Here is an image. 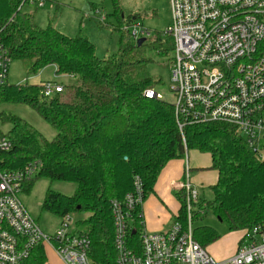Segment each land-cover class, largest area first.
<instances>
[{
    "label": "trees",
    "instance_id": "trees-1",
    "mask_svg": "<svg viewBox=\"0 0 264 264\" xmlns=\"http://www.w3.org/2000/svg\"><path fill=\"white\" fill-rule=\"evenodd\" d=\"M28 1L0 0V44L10 61L25 64L27 78L52 66L55 75L69 77L74 84L66 99L61 94L44 96L42 85L0 88V105H26L55 131L54 139L48 140L22 118L1 111L0 121L11 125L4 134L11 148L0 152V167L13 171L40 162V172L23 186L25 193L40 178L75 184L72 195L48 188L41 210L60 222L67 215H87L77 222L84 228L77 232L89 238V255L96 264L115 263L112 201L130 192L136 177L145 200L167 163L185 158L189 151L208 154V169L217 173L216 183L209 188L212 199L200 200L194 204L197 209L211 212L230 232L264 221V143L260 157L231 125L179 119L180 128L172 104L146 98L144 92L154 90V81L140 72L147 60L138 49L145 40L140 46L132 43L129 28L133 22L123 25L115 3L118 24L111 31L118 33V50L111 57L99 58L86 36L69 37L50 24L39 27L34 13L22 10ZM92 10L95 15L99 11L94 5ZM97 20L102 23L99 16ZM262 49L264 42L258 46V51ZM175 196L179 209L173 221L186 226V193L181 189ZM141 222L140 208L134 214L135 231L129 233V245L138 251ZM192 237L203 249L220 239L209 226L193 227ZM45 248L37 244L19 264H46Z\"/></svg>",
    "mask_w": 264,
    "mask_h": 264
},
{
    "label": "built area",
    "instance_id": "built-area-1",
    "mask_svg": "<svg viewBox=\"0 0 264 264\" xmlns=\"http://www.w3.org/2000/svg\"><path fill=\"white\" fill-rule=\"evenodd\" d=\"M28 3L41 7L44 0ZM169 6L171 22L165 33L173 41L171 104L179 127V119L231 125L263 157L264 49L258 51V46L264 42V0H169ZM129 31L134 41L148 35L140 23H132ZM9 63L0 44V88L8 82ZM42 90L52 96L61 94L63 87L45 82ZM144 96L163 100L153 89ZM10 148L0 133V152ZM40 170L37 161L13 171L0 167V264H19L39 243L64 264H96L89 255V238L74 231L69 215L58 230L47 234L21 202L25 182ZM180 187L186 193V226L176 220L167 231L150 233L141 222L139 251L129 245V233L135 231L134 214L144 202L141 180L136 177L132 190L112 201L114 264H264V221L241 231L234 255L218 263L192 237L198 192L188 181Z\"/></svg>",
    "mask_w": 264,
    "mask_h": 264
},
{
    "label": "rangeland",
    "instance_id": "rangeland-1",
    "mask_svg": "<svg viewBox=\"0 0 264 264\" xmlns=\"http://www.w3.org/2000/svg\"><path fill=\"white\" fill-rule=\"evenodd\" d=\"M114 3L118 8V14L124 20V26L127 20H131L133 23H140L148 33L144 37V46L138 49L139 55L147 60L142 64L140 72L154 81V90L162 96L165 102L171 104L174 99L170 88V67L174 52L173 41L165 33L171 22L169 0H44L41 7L26 3L22 10L34 13L35 23L41 28L50 24L69 37L78 34L86 36L94 44L96 56L108 58L118 50V33L111 31V27L118 24L114 14ZM93 5L99 10L96 15L92 10ZM98 16L104 18V20L101 19V24H99V19L97 20ZM158 36H162V39L157 40ZM132 43L136 41L132 39ZM45 82L63 86L64 92L61 95L64 99H66L69 86L74 84V80L69 77L55 75L52 66H47L38 74L27 78L25 64L21 61H10L7 84L43 85ZM1 111L22 118L46 139H54L53 128L30 107L21 104H1ZM10 128V124L0 121V133L6 134ZM204 156L209 158L207 155ZM190 163L193 168V162ZM48 188L64 195H72L76 186L69 182H50L45 178H40L34 182L28 193L21 192L19 198L41 230L44 233L53 234L60 227V219L41 210V203ZM197 192L199 201L212 199L208 187L198 188ZM195 212L198 213V217L193 219V227L209 226L215 229L220 236V239L207 247L205 251L216 262L225 263L224 259L229 256L236 241L240 239L241 233L230 232L228 227L211 212L197 209ZM72 219L74 229L83 231V226L78 225L77 222L87 219V215L75 213L72 214ZM50 263H52V258Z\"/></svg>",
    "mask_w": 264,
    "mask_h": 264
},
{
    "label": "crops",
    "instance_id": "crops-1",
    "mask_svg": "<svg viewBox=\"0 0 264 264\" xmlns=\"http://www.w3.org/2000/svg\"><path fill=\"white\" fill-rule=\"evenodd\" d=\"M204 155L209 158H205ZM190 162H193V168ZM210 165V156L197 151H189L185 158L175 159L167 163L158 176L154 192L144 200L141 207L144 229L147 232H165L170 228L179 209V202L175 193L181 190L180 186L182 183L188 181L196 190L204 187L210 188L216 183L217 173L208 169ZM238 241L239 239L224 261L234 255ZM45 250L47 256L46 264H64L53 250L48 247ZM51 258L52 263H50Z\"/></svg>",
    "mask_w": 264,
    "mask_h": 264
},
{
    "label": "water",
    "instance_id": "water-1",
    "mask_svg": "<svg viewBox=\"0 0 264 264\" xmlns=\"http://www.w3.org/2000/svg\"><path fill=\"white\" fill-rule=\"evenodd\" d=\"M144 40H145L144 38H140V39H138V40H137V45L140 46V45L144 42Z\"/></svg>",
    "mask_w": 264,
    "mask_h": 264
},
{
    "label": "bare ground",
    "instance_id": "bare-ground-1",
    "mask_svg": "<svg viewBox=\"0 0 264 264\" xmlns=\"http://www.w3.org/2000/svg\"><path fill=\"white\" fill-rule=\"evenodd\" d=\"M137 42V41H136Z\"/></svg>",
    "mask_w": 264,
    "mask_h": 264
}]
</instances>
